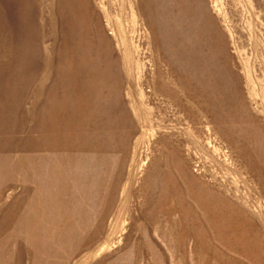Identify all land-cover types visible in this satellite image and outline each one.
<instances>
[{"label":"rangeland","instance_id":"rangeland-1","mask_svg":"<svg viewBox=\"0 0 264 264\" xmlns=\"http://www.w3.org/2000/svg\"><path fill=\"white\" fill-rule=\"evenodd\" d=\"M0 264H264V0H0Z\"/></svg>","mask_w":264,"mask_h":264},{"label":"bare ground","instance_id":"bare-ground-1","mask_svg":"<svg viewBox=\"0 0 264 264\" xmlns=\"http://www.w3.org/2000/svg\"><path fill=\"white\" fill-rule=\"evenodd\" d=\"M180 5V4H179ZM168 6L169 5H167L166 4V9L167 10H169V8H168ZM69 8L70 9H73V5H70L69 6ZM31 9V8H30ZM56 10V9H55ZM186 10H187V7H186ZM189 11V10H188ZM63 12V11H62ZM73 12V11H72ZM185 12L187 13V11H184L183 10V13L185 14ZM61 13V12H60ZM73 15H74V13H73ZM57 16V15H56ZM60 17V16H59ZM86 18V17H85ZM73 20V19H72ZM25 22V21H24ZM74 28H75V24L74 23H69L68 25H67V32H68V36L67 37H69L68 38V40L70 41V42H72V35H73V30H74ZM167 32H166V34H167V36L168 37H171L172 36V34H173V32H172V29H171V26H168L167 28ZM77 30V29H76ZM177 31V30H176ZM77 33V32H76ZM185 34L186 33H183L182 34V36L183 37H185ZM84 35V34H83ZM180 37H181V35H180ZM187 39V38H186ZM181 41H182V39H181ZM185 42V44L187 43L186 41H184ZM180 44H181V42H180ZM190 44H192V50H193V59H195V60H198V57H199V59L202 57V51L200 52V50H201V48H202V46H200V42H198V40H196V39H193V41H192V43H190ZM91 61V60H90ZM102 76V75H101Z\"/></svg>","mask_w":264,"mask_h":264}]
</instances>
